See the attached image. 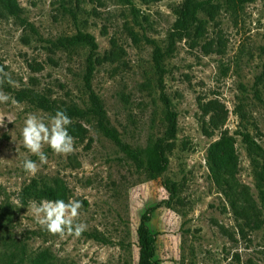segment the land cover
Returning a JSON list of instances; mask_svg holds the SVG:
<instances>
[{
	"label": "rangeland",
	"instance_id": "1",
	"mask_svg": "<svg viewBox=\"0 0 264 264\" xmlns=\"http://www.w3.org/2000/svg\"><path fill=\"white\" fill-rule=\"evenodd\" d=\"M201 1L182 38L185 0H0V264H139L145 216L156 264H264V0ZM79 32L97 39L92 87L122 142L136 151L175 132L156 179L90 118L71 119L70 155L45 145L41 165L24 148L29 114L90 105ZM69 198L82 202L80 237L27 211Z\"/></svg>",
	"mask_w": 264,
	"mask_h": 264
},
{
	"label": "trees",
	"instance_id": "2",
	"mask_svg": "<svg viewBox=\"0 0 264 264\" xmlns=\"http://www.w3.org/2000/svg\"><path fill=\"white\" fill-rule=\"evenodd\" d=\"M240 3L244 0H237ZM201 11H205V4L201 0H185L183 6L178 12L179 20L175 23L176 31L178 35L182 38L192 29L194 24L199 23L198 15ZM74 44L83 45L89 47V57H88V66H87V75L85 77L87 89L89 91V107L88 108H61L60 110L64 111L71 119H86L90 118L96 122L99 130L104 136L111 139L116 143L125 153H127L136 163L137 167L144 169L151 178L156 179L166 170V166L163 164L165 159V146L163 140H171L175 137V132L168 131V136L166 139H156L151 141L145 148H138L136 151L133 148L122 142L120 139V134L118 130L112 126L104 103L102 99L95 92L92 87V78L95 71V62H96V52L99 49V45L96 37L91 33L79 32L72 39ZM163 54L161 49L157 48L155 51V67L158 69L161 76H163L164 69L162 67ZM164 100L167 102L166 96L163 95ZM175 114L167 111L166 121L170 126H173L177 120ZM172 129V127H171ZM51 192H48V196L52 197ZM149 219L145 216L142 219L139 228V237H140V260L139 264H156L154 258L156 255L155 249V238L150 236L148 230Z\"/></svg>",
	"mask_w": 264,
	"mask_h": 264
},
{
	"label": "clouds",
	"instance_id": "3",
	"mask_svg": "<svg viewBox=\"0 0 264 264\" xmlns=\"http://www.w3.org/2000/svg\"><path fill=\"white\" fill-rule=\"evenodd\" d=\"M0 73H3V69H0ZM9 100V95L0 91V103ZM4 121L5 117L0 116V126H4ZM71 124V118L62 110H57L47 122L35 114H29L22 129L23 146L39 158L41 165L47 163V155L43 151L45 145L57 155H70L75 151L74 138L68 131ZM23 168L31 176L39 171L38 164L31 159L23 162ZM81 208L82 202L76 199L69 198L67 202L63 199H44L30 201L27 211L48 233L63 239L66 236L80 237L86 231V224L79 220Z\"/></svg>",
	"mask_w": 264,
	"mask_h": 264
}]
</instances>
